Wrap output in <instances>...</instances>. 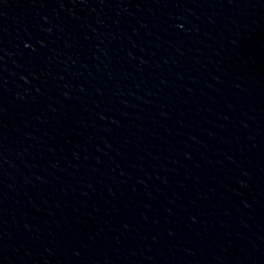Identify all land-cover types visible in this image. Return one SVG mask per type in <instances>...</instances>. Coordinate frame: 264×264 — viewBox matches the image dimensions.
<instances>
[{
	"label": "water",
	"instance_id": "obj_1",
	"mask_svg": "<svg viewBox=\"0 0 264 264\" xmlns=\"http://www.w3.org/2000/svg\"><path fill=\"white\" fill-rule=\"evenodd\" d=\"M0 264H264V0H0Z\"/></svg>",
	"mask_w": 264,
	"mask_h": 264
}]
</instances>
